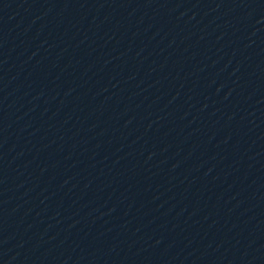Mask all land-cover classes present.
<instances>
[{
	"label": "water",
	"instance_id": "1",
	"mask_svg": "<svg viewBox=\"0 0 264 264\" xmlns=\"http://www.w3.org/2000/svg\"><path fill=\"white\" fill-rule=\"evenodd\" d=\"M151 153L264 241V0H17Z\"/></svg>",
	"mask_w": 264,
	"mask_h": 264
}]
</instances>
